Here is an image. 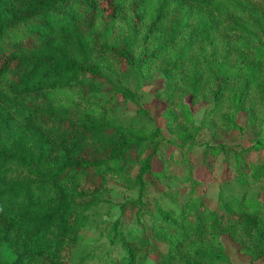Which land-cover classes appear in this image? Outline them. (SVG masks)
Here are the masks:
<instances>
[{"label":"trees","instance_id":"16d2710c","mask_svg":"<svg viewBox=\"0 0 264 264\" xmlns=\"http://www.w3.org/2000/svg\"><path fill=\"white\" fill-rule=\"evenodd\" d=\"M156 75L174 139L141 103ZM263 126L264 0H0V264H233L224 236L264 264ZM234 129L250 143L221 141ZM201 146L224 169L215 204Z\"/></svg>","mask_w":264,"mask_h":264},{"label":"rangeland","instance_id":"374dc122","mask_svg":"<svg viewBox=\"0 0 264 264\" xmlns=\"http://www.w3.org/2000/svg\"><path fill=\"white\" fill-rule=\"evenodd\" d=\"M30 26L33 27L34 25L31 24ZM100 60L105 61L107 63H109L110 61L107 58H103V59L101 58L99 59V61ZM161 83H162L161 77H159V75H156L155 78L150 79L147 84L143 85L139 91L140 97H141V103L143 104L144 107H146L149 110L151 116L155 119L156 124L162 127L165 135L171 139H174L175 138L174 134L170 132V130L166 128L164 124L163 116L161 114V111L163 109V104L161 103V101L158 100L159 98L155 96L156 94L155 90ZM136 107L137 106L135 104L129 102L123 109V113L133 114ZM207 107H208L207 102H198L197 104L191 107L192 114H193L196 124H198L201 121L203 114L205 112V109ZM238 122L239 123L244 122L243 114H239ZM263 134H264V126H263L262 135ZM250 138H251V134L248 131H246L245 134H243L238 129H234L230 131L229 133L224 134L221 141L227 144H241V145L246 146L250 143L249 141ZM196 139L198 143L208 142L212 144V143L217 142L212 139L211 134L208 133L206 129L201 130ZM201 149H202V146L195 147L194 152L191 154L192 161L196 163V171L194 174L202 182L205 188V198L209 199L212 204H215V199H216L215 195L218 189L217 187L218 181H219V178L222 177L224 169L219 159L215 162L213 169L211 170L205 167L204 165L198 164L199 154L201 153ZM263 155H264V149L256 153L257 157H262ZM157 162L159 164V161H156L155 163ZM170 186L171 188H174L176 184L172 183ZM109 189H110L109 198L114 203H118V202L123 201L126 198H132L136 196V193L134 191L127 190L114 182L109 183ZM166 200H167L166 202L173 205L175 208H178L177 201L169 200V199H166ZM119 214H120V211H119L118 206H114L112 207L111 212L109 214H105L103 216L104 217L103 219L107 222H112L119 216ZM122 218L125 222H127L128 226H131L133 229L138 228L135 226L136 224L134 223V220H132L131 216H128V218L127 216H124ZM80 235L82 238V242L84 244H91V243H94L95 241L104 242V244L102 245L101 254H103V252H105L107 248L109 249V243H108L107 237L105 236L104 233L102 234L95 227L90 226V227L83 228L80 232ZM233 237L234 239H236L239 236L237 234H233ZM234 241L229 239L227 236L223 237L225 251L227 255L229 256L231 262L233 264H253L251 263L250 258L240 250V246L238 243H236V240ZM139 264H152V262L149 260L144 261L143 258L141 257Z\"/></svg>","mask_w":264,"mask_h":264}]
</instances>
